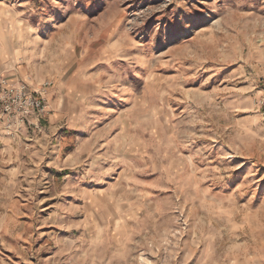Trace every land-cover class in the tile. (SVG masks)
Wrapping results in <instances>:
<instances>
[{
    "label": "rangeland",
    "instance_id": "1",
    "mask_svg": "<svg viewBox=\"0 0 264 264\" xmlns=\"http://www.w3.org/2000/svg\"><path fill=\"white\" fill-rule=\"evenodd\" d=\"M0 264H264V0H0Z\"/></svg>",
    "mask_w": 264,
    "mask_h": 264
}]
</instances>
